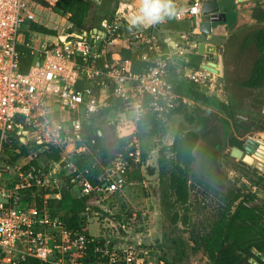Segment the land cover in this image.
<instances>
[{
  "label": "built area",
  "instance_id": "2783aa9c",
  "mask_svg": "<svg viewBox=\"0 0 264 264\" xmlns=\"http://www.w3.org/2000/svg\"><path fill=\"white\" fill-rule=\"evenodd\" d=\"M44 1L53 7L58 0ZM174 4L176 20L198 26L203 0ZM135 7L139 10V3L119 2L99 27L34 48L26 33L29 24L37 23L39 6L30 0H0V264H150L133 248L115 247L108 232L115 223L109 225V219L99 222L100 233L92 235L84 219L72 227L47 200L39 205L34 200L39 191L52 188L56 193L44 198L61 199L60 179L71 183L77 199L99 203L122 197L130 173L144 163L139 139L132 136L100 165L79 167L76 161L92 155L100 137L94 119L121 101L136 121L153 115L160 131L166 114L176 108L170 74L173 54L182 51L160 38L156 23L127 21ZM187 37L178 34L179 40ZM20 47L32 58L25 72L20 71ZM138 48L137 57L150 64L142 72L120 56L121 50ZM108 51L120 59L106 60ZM208 73L200 68L187 76L192 84H204ZM54 151L60 158L44 164L42 157ZM253 159L264 169V157L254 153Z\"/></svg>",
  "mask_w": 264,
  "mask_h": 264
},
{
  "label": "rangeland",
  "instance_id": "374dc122",
  "mask_svg": "<svg viewBox=\"0 0 264 264\" xmlns=\"http://www.w3.org/2000/svg\"><path fill=\"white\" fill-rule=\"evenodd\" d=\"M83 1L90 3L92 10L82 30L75 28L67 13L39 6L36 25L46 32L29 29L26 34L30 45L39 48L67 33L99 27L104 17L112 16L118 3L125 0ZM220 49L221 72L207 71L210 73L204 84H192L187 76L205 64L204 54L194 50L172 56L174 89L178 83L189 84L204 97L201 99L209 101L208 105L177 93V106L166 114L160 131L153 115L136 121L121 101L94 119L92 127L100 132L102 155L93 163L84 158L82 167L100 165L113 157L117 148L127 145L132 136L139 139L144 163L130 173L122 197L99 203L83 199L78 203L71 183L60 179L61 199L44 198L46 193H56L52 188L45 193L39 191L36 204L47 200L72 223L84 219L92 235L100 233L99 222L109 219V225L115 223L108 228L115 247L133 248L150 264H217L230 228L246 225L264 231V169L256 167L253 154L246 149L249 140L264 135V22L257 21L224 38L206 59L217 62ZM139 50H135L136 57ZM127 51L121 50L122 58H128ZM248 81L253 88L245 87ZM236 128L245 134L239 136ZM185 132L197 136L195 160L189 167L179 164L184 171L180 174L172 145ZM21 157H16L19 162ZM56 157L43 156L42 162L47 164L49 158ZM173 175L183 177L184 199L173 191ZM133 211L137 213L135 222ZM254 253L264 257V249L255 248L234 250L229 257L240 260Z\"/></svg>",
  "mask_w": 264,
  "mask_h": 264
},
{
  "label": "trees",
  "instance_id": "16d2710c",
  "mask_svg": "<svg viewBox=\"0 0 264 264\" xmlns=\"http://www.w3.org/2000/svg\"><path fill=\"white\" fill-rule=\"evenodd\" d=\"M34 4L40 6V7H47V3H45L44 0H30ZM54 10L61 12V13H67L69 15L70 22L75 26L76 29L82 30L85 29V24L87 21V17L89 12L92 10V5L86 1L83 0H58L56 4L52 7ZM29 29L31 31H38L40 29L41 32H46L45 29L39 27L36 24H29ZM26 34V39H27ZM21 51L24 52L23 56L21 57L22 65L20 67L21 72H25L29 64L31 63L32 58L29 56V52L25 47H20ZM127 51V57L129 60L132 61L134 70L136 72H142L143 70L147 69L149 67L148 62H142L138 57H136V52ZM171 80V78H170ZM245 87L247 88H253V85H251V82L248 81L245 83ZM175 92L179 95L187 98L190 101H193L195 103H198L200 105H208L209 101H205L203 96H200L198 91H196L192 86L189 84H186L184 82L178 83L177 86L175 85ZM236 131L239 136H242L245 134V132L239 133V131L236 128ZM197 143V136L192 132H185L181 133L180 137H177L172 145V149L176 155V160L178 162L177 165V172L180 174H183V169L180 167V165H183L184 167H189L194 162L195 158L193 155V149ZM102 151L98 140L96 145L93 149V154L90 156L85 157L88 159H92V163L94 161V158L96 156L102 155L100 152ZM100 154V155H99ZM58 153L56 151L51 153L52 156H57L56 159L58 160ZM84 158L81 160H77L76 163L79 167L84 166L83 162L85 160ZM108 158L104 159L102 163L105 162ZM144 159V156H143ZM54 160V159H53ZM180 164V165H179ZM183 177L173 175L172 177V183H173V191L175 195L179 198L184 199L186 197V189H185V182L182 180ZM65 195L62 196V198ZM74 201L80 203L82 199H77L74 197ZM237 213H235L233 219L236 220L238 217L236 216ZM64 216V215H63ZM65 217V216H64ZM66 218V217H65ZM69 225L72 227H77V223H72L66 218ZM79 228V227H78ZM228 237L225 239V243L221 247L220 253H219V259L217 261V264H252L250 263V260L253 259L258 264H264L262 262L259 254H253L249 257L242 258L240 260H235L233 258H230V253L234 250H243L247 249L250 250L252 248H255L257 250L264 249V231L258 232L256 229L247 227L245 225L244 228H230L228 231Z\"/></svg>",
  "mask_w": 264,
  "mask_h": 264
},
{
  "label": "crops",
  "instance_id": "0c3cea01",
  "mask_svg": "<svg viewBox=\"0 0 264 264\" xmlns=\"http://www.w3.org/2000/svg\"><path fill=\"white\" fill-rule=\"evenodd\" d=\"M176 1L184 5H188L192 2V0ZM122 2H128L137 5L138 0H125ZM216 2L219 7V11L225 14V21L213 23L211 25V34L202 35L199 31V23L208 20L207 17L202 16L197 26L194 21L176 20L173 16L166 17L162 22L156 23L160 31V38L169 42L172 48H174V43L177 44L180 47L182 53L192 52L194 50L199 52L200 43H203V57L206 61L205 64H207L208 62L212 61L207 60L206 57L216 49V45L220 44L224 38H230L233 33L238 32L244 27L256 23L257 21L264 22V0H250L246 2H241L240 0H216ZM138 11L139 10L136 7L133 8L128 14L127 21L131 22L132 17L138 14ZM171 21L176 23L178 26H174V24L172 26ZM180 33L188 34L187 40H179L178 34ZM182 46H184V48ZM172 50L174 51V49ZM104 56L106 60L120 59L119 55H116L114 51H108L104 54ZM120 56L122 57L121 52ZM100 63H102V60ZM171 75L172 67L170 78H172Z\"/></svg>",
  "mask_w": 264,
  "mask_h": 264
},
{
  "label": "water",
  "instance_id": "95a60500",
  "mask_svg": "<svg viewBox=\"0 0 264 264\" xmlns=\"http://www.w3.org/2000/svg\"><path fill=\"white\" fill-rule=\"evenodd\" d=\"M241 2H246L250 0H240ZM201 14L203 17H207L208 20L202 21L199 23V31L202 35H209L211 34V25L213 23H219L225 21V14L219 11V7L217 5L216 0H205L203 1L202 8H201ZM203 43H200L199 46V53L203 54L204 49ZM222 49L219 51L218 55V62H208L207 64H202L201 68L205 69L207 71L213 72L215 74H220L221 68H222V58H221ZM262 138H264V135H262ZM255 144L258 146L256 153L260 157H264V141L260 142H254L252 140H249L246 143V146H249V144ZM261 147V148H260ZM64 163H61L63 165Z\"/></svg>",
  "mask_w": 264,
  "mask_h": 264
},
{
  "label": "clouds",
  "instance_id": "9594fccd",
  "mask_svg": "<svg viewBox=\"0 0 264 264\" xmlns=\"http://www.w3.org/2000/svg\"><path fill=\"white\" fill-rule=\"evenodd\" d=\"M139 11L131 19L133 25L155 24L166 17L179 16L173 0H138Z\"/></svg>",
  "mask_w": 264,
  "mask_h": 264
},
{
  "label": "flooded vegetation",
  "instance_id": "af4514ba",
  "mask_svg": "<svg viewBox=\"0 0 264 264\" xmlns=\"http://www.w3.org/2000/svg\"><path fill=\"white\" fill-rule=\"evenodd\" d=\"M257 148H258V146L255 145L254 143L253 144H249V146H246V149H247L248 153H250V154L256 153Z\"/></svg>",
  "mask_w": 264,
  "mask_h": 264
},
{
  "label": "bare ground",
  "instance_id": "6f19581e",
  "mask_svg": "<svg viewBox=\"0 0 264 264\" xmlns=\"http://www.w3.org/2000/svg\"><path fill=\"white\" fill-rule=\"evenodd\" d=\"M238 154V153H237ZM239 155V154H238Z\"/></svg>",
  "mask_w": 264,
  "mask_h": 264
}]
</instances>
